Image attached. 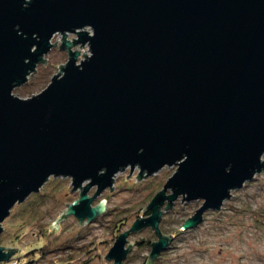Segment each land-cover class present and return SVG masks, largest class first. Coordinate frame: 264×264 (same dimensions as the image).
I'll return each instance as SVG.
<instances>
[{
  "label": "water",
  "instance_id": "water-1",
  "mask_svg": "<svg viewBox=\"0 0 264 264\" xmlns=\"http://www.w3.org/2000/svg\"><path fill=\"white\" fill-rule=\"evenodd\" d=\"M58 33L67 62L40 92L14 94ZM263 155L264 0H0V234L51 176L81 189L57 231L68 215L81 225L104 213V199L92 202L125 168L139 180L176 165L105 256L122 264L129 233L150 226V264L173 239L165 209L202 199L182 225L197 227L264 169ZM16 251L0 246V263Z\"/></svg>",
  "mask_w": 264,
  "mask_h": 264
},
{
  "label": "rangeland",
  "instance_id": "rangeland-1",
  "mask_svg": "<svg viewBox=\"0 0 264 264\" xmlns=\"http://www.w3.org/2000/svg\"><path fill=\"white\" fill-rule=\"evenodd\" d=\"M62 36L58 33L53 37L52 41L57 44L45 55L46 64H40L28 82L13 90L14 94L30 97L44 89L59 72V65L68 60L67 51L60 48ZM73 37L72 33L67 35L68 39ZM75 48L81 51L80 57H84V52L89 53L88 45ZM176 167L165 166L139 180H136L140 172L138 166L132 172L130 167L125 168L116 174L114 188L104 189L92 202L97 205L104 199V213L81 225L76 216L68 215L58 221L57 231L56 226L52 229L49 226L68 206L66 202L72 203L79 198L81 189L70 191L73 188L71 177L51 176L40 191L31 193L11 209L2 224L0 246L17 247L12 258L19 259V264H52L70 253L74 255L69 263L59 259L55 264H114L113 259L105 256L117 236L129 230L138 217L149 215L147 208L143 212L142 209ZM95 191L96 186L90 189L89 195ZM202 202L196 199L182 203L180 197L173 207L167 210L162 207L165 210L160 229L165 235L171 234L173 239L150 264H264V169L243 187L233 190L221 209L207 210L197 227L183 230L184 221ZM157 239L150 226L131 231L128 240L134 241V245L122 264L146 262L152 248L148 241ZM12 262L10 259L0 264Z\"/></svg>",
  "mask_w": 264,
  "mask_h": 264
},
{
  "label": "trees",
  "instance_id": "trees-1",
  "mask_svg": "<svg viewBox=\"0 0 264 264\" xmlns=\"http://www.w3.org/2000/svg\"><path fill=\"white\" fill-rule=\"evenodd\" d=\"M151 212L148 210L147 212H146V214H150ZM151 240L150 241H148V243L149 244H151ZM139 243H141V242H139ZM74 254L73 253H70V254H68V255H66V256H63V257H59L58 259H55L53 262H52V264H55V263H57L56 261H59V259H63L64 261H66L67 263H69L70 262V259L72 258V256H73ZM77 255V254H76ZM11 259L12 260H15V259H17V258H12L11 257ZM18 260V263L17 264H19V259H17ZM31 262H34V260H30V263ZM146 262H143L142 264H145Z\"/></svg>",
  "mask_w": 264,
  "mask_h": 264
},
{
  "label": "built area",
  "instance_id": "built-area-1",
  "mask_svg": "<svg viewBox=\"0 0 264 264\" xmlns=\"http://www.w3.org/2000/svg\"><path fill=\"white\" fill-rule=\"evenodd\" d=\"M17 263H18L17 259L13 260V262H12V264H17Z\"/></svg>",
  "mask_w": 264,
  "mask_h": 264
},
{
  "label": "flooded vegetation",
  "instance_id": "flooded-vegetation-1",
  "mask_svg": "<svg viewBox=\"0 0 264 264\" xmlns=\"http://www.w3.org/2000/svg\"><path fill=\"white\" fill-rule=\"evenodd\" d=\"M54 46H55V43H54ZM54 46H53V47H54ZM40 64H43V62L39 63V64L37 65V68H38V66H39ZM36 70H37V69H36ZM35 72H36V71H35ZM35 72H34V73H35ZM27 82H28V81H27Z\"/></svg>",
  "mask_w": 264,
  "mask_h": 264
}]
</instances>
